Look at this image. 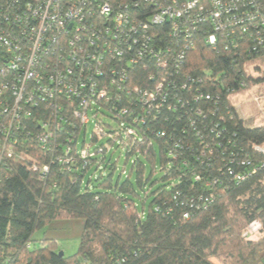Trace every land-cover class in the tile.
I'll return each instance as SVG.
<instances>
[{"label": "trees", "instance_id": "1", "mask_svg": "<svg viewBox=\"0 0 264 264\" xmlns=\"http://www.w3.org/2000/svg\"><path fill=\"white\" fill-rule=\"evenodd\" d=\"M142 5L129 4L141 24L135 42L102 62L94 79L109 96L92 105L106 116L100 135L90 122L91 145L87 125L72 115L75 101L66 99L58 112L47 102L26 105L29 114L15 119L12 133H0V264H264V124L246 125L233 100L264 80V25L222 52L207 40L215 31L208 22L191 37L181 29L174 36ZM181 49L183 58L173 57ZM112 69L122 85L109 84ZM158 87L168 96L159 110H140L139 97ZM9 118L0 113V123ZM116 138L127 157L136 155L134 180H112L106 154ZM138 155L152 167L147 177ZM156 159L162 175L152 179ZM65 217L84 223L74 254L59 256L51 238L35 243L37 230ZM252 221L260 227L249 236Z\"/></svg>", "mask_w": 264, "mask_h": 264}, {"label": "built area", "instance_id": "2", "mask_svg": "<svg viewBox=\"0 0 264 264\" xmlns=\"http://www.w3.org/2000/svg\"><path fill=\"white\" fill-rule=\"evenodd\" d=\"M130 3L134 7L150 4V22H169L174 36L181 29L191 37L197 23L208 22L215 31L207 40L220 43L222 52H229L230 45L237 46L235 36L264 25L259 0H0V113L10 116L6 124L0 123V133H12L15 119L29 114L26 105L47 102L58 112L67 108L66 99L69 106L75 101L72 115L79 124L88 125L93 119L94 131L102 134L99 116L106 115L92 105L100 108L99 101H106L109 95L94 79L102 74V62L131 48L130 40L135 42L132 35L141 31V24L129 13ZM183 56L182 49L173 55L177 59ZM159 64L166 66L167 61ZM114 72L108 71L109 84H121L123 74L115 78ZM162 91L158 87L141 95L140 110L144 105L148 113L158 111L168 97ZM199 97L208 99L209 95ZM121 111L126 113V109ZM50 121H43V127L48 129L53 122L58 130L54 113ZM87 153L81 151L82 155ZM259 227V222L252 221L246 234L253 236Z\"/></svg>", "mask_w": 264, "mask_h": 264}, {"label": "rangeland", "instance_id": "3", "mask_svg": "<svg viewBox=\"0 0 264 264\" xmlns=\"http://www.w3.org/2000/svg\"><path fill=\"white\" fill-rule=\"evenodd\" d=\"M252 67L249 65V69H252L251 71H253ZM233 100L246 125L257 126L264 124V80L250 86L247 91L235 94ZM86 130L85 142L86 144H90V133L93 130L92 123L86 126ZM99 143L107 144L104 138H101ZM120 145V139L116 138L114 144L108 146V152L106 154V159L109 160V164L114 167L112 180L114 182L118 177L120 180H124L125 177H130L131 180H134V170L132 168L133 162L136 160V155L127 157L125 149ZM138 158L144 164V176L147 177L152 171V167L142 156L138 155ZM103 172L104 174H108L110 170L109 168H105ZM161 175L160 161L156 159L152 179H157ZM155 187L156 185L152 188ZM139 193L142 192L139 190ZM136 201L139 206V200L137 199ZM83 226V220L78 217L54 219L45 227L37 230L33 234V239L35 243L43 238L54 239L58 251H63L64 255L69 256L74 254L78 249ZM212 261L219 264L215 258H212Z\"/></svg>", "mask_w": 264, "mask_h": 264}, {"label": "water", "instance_id": "4", "mask_svg": "<svg viewBox=\"0 0 264 264\" xmlns=\"http://www.w3.org/2000/svg\"><path fill=\"white\" fill-rule=\"evenodd\" d=\"M63 254H64L63 251H58L59 256H62Z\"/></svg>", "mask_w": 264, "mask_h": 264}]
</instances>
